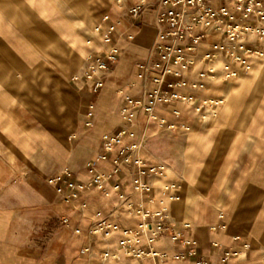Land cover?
Segmentation results:
<instances>
[{
    "label": "crops",
    "instance_id": "crops-1",
    "mask_svg": "<svg viewBox=\"0 0 264 264\" xmlns=\"http://www.w3.org/2000/svg\"><path fill=\"white\" fill-rule=\"evenodd\" d=\"M137 1H130L127 8L133 7ZM212 1L216 5L222 3V0ZM160 4L161 0H147L136 21L131 16L126 19L124 15L113 20L121 37L117 43L119 55L116 62L108 63V70L102 73V90L98 93L91 91L92 81L85 79V69L70 85L78 98L87 104V112L90 106L93 107L94 115L91 126L86 125L89 120L82 125L77 157L68 160L58 174L68 171L71 181L89 183L97 173L103 177L110 195L105 197L100 191L86 190L73 203L66 204L61 195L33 175L14 181L0 192V264H259L256 255L248 249L249 243L227 221L226 213L209 205L207 200L214 191L216 180L213 176L217 170L211 169V154L204 157L202 152L195 154L192 151L196 147L195 140L193 138L190 142L188 138L192 131L199 136L204 133V116L213 108L208 104L197 111L198 105L206 100L221 99L226 83L216 81L204 91H195L192 103L157 105L158 121L138 113L127 128V135L114 147V152L108 154L105 161L99 159L104 137L122 127L119 119L122 100L115 92L123 89L126 94H134L135 90L128 89L127 84L137 81V66L155 59L153 45L160 30L157 23ZM189 11L194 9L189 8ZM134 23L143 25L138 30ZM149 23L156 29L153 30L152 48L144 53L145 49H140L141 43H137V39L144 24ZM128 35L132 37L130 40L126 39ZM218 41V35L208 34L207 41L198 47L199 55ZM201 68L203 64L198 63L195 70ZM229 109L230 102H227L225 110ZM174 110L180 111V115L175 116ZM261 111L264 107L258 112ZM160 120L166 124H161ZM168 125H175V128L169 129ZM120 151H123L121 157L129 155V158L127 163L122 162L116 168L112 159ZM135 159L163 167V172L144 178L152 188L149 193L134 189L137 168L131 161ZM223 165L220 164V169ZM55 176L57 174L46 181ZM164 188L168 195L177 196L178 200L169 202L163 197ZM64 193H69L66 186ZM163 208L170 226L167 233L150 243V232H144L137 236L139 245L123 234L124 230L136 231L143 222L135 209L153 214ZM63 220L67 222L62 223ZM101 221L116 224L118 230L108 235L94 234ZM126 240L132 242L121 245ZM130 247L145 251L151 247L161 257L137 259L130 254ZM104 252L110 255L106 260L101 258ZM190 252L193 255L184 260L173 258ZM226 252H235L236 256L224 261Z\"/></svg>",
    "mask_w": 264,
    "mask_h": 264
},
{
    "label": "rangeland",
    "instance_id": "rangeland-1",
    "mask_svg": "<svg viewBox=\"0 0 264 264\" xmlns=\"http://www.w3.org/2000/svg\"><path fill=\"white\" fill-rule=\"evenodd\" d=\"M130 1L0 0V192L30 175L48 185L77 157L82 125L91 119L70 85L101 48L95 29L102 18L129 19ZM144 26L137 43L146 53L156 28ZM218 102L204 133L188 138L217 170L209 205L226 213L264 264V57L226 83Z\"/></svg>",
    "mask_w": 264,
    "mask_h": 264
},
{
    "label": "built area",
    "instance_id": "built-area-1",
    "mask_svg": "<svg viewBox=\"0 0 264 264\" xmlns=\"http://www.w3.org/2000/svg\"><path fill=\"white\" fill-rule=\"evenodd\" d=\"M121 2L122 0H118V3ZM146 4L147 0H138L133 7L128 9V13L134 19H138ZM189 8L194 11L190 12ZM157 23L160 30L153 45L155 59L150 63L143 62L137 66L139 70L137 81H130L127 84L128 89L135 90L134 94H126L123 89L117 90L116 93L122 100L119 109L122 127L118 128L115 133L104 137L100 160H107L108 154L114 152V147L119 145L121 139L127 135V128L133 123L138 113L144 114L150 120L158 121L155 114L157 105L192 103L195 100L193 94L195 91H204L210 83L216 81L229 83L251 70L253 58L264 57V0H222L219 5L214 4L212 0H161ZM95 33L99 37L101 48L88 57L84 77L87 81H92L91 91L98 93L104 85L102 73L108 70V63H115L118 58L117 43L121 37L114 21L108 15L102 18ZM210 33L218 35L219 41L211 43L208 50L199 55L198 47L207 41ZM131 38L129 35L126 36L127 40ZM198 63H202L203 68L195 70ZM169 78L171 80L167 81ZM220 103L218 100L203 101L198 105L197 111L203 109L205 105L209 104L214 108ZM173 114L178 116L180 111L174 110ZM93 115V107L90 106L87 116L92 119ZM160 123L166 124L164 120H160ZM86 125L91 126V121H88ZM167 127L174 129L175 125ZM182 128L188 130L185 126ZM122 154L123 151H120L112 159L116 168L122 162L127 163L128 161L129 155L121 157ZM131 162L137 168L133 180L134 189L149 193L152 188L144 178L150 174L163 172V167L154 166L151 163L147 165L139 159ZM89 167L92 168V163H89ZM70 178L71 173L65 171L62 175H57L47 181L48 185L62 196L66 204L73 203L79 194L86 190L100 191L105 197L110 195L104 186L103 177L97 173L89 183L71 181ZM64 186L69 190L68 194L64 193ZM162 196L169 202L178 200L177 196L168 195L166 188L163 189ZM135 213L142 217L143 222L138 225L136 231H123L124 235L134 240L133 242L132 240L123 241L121 245L124 246L130 242L139 245L137 236L144 232H150V243L168 232L170 226L166 222L165 208L153 214L143 213L138 209H135ZM66 222L67 220L62 221V223ZM117 230L116 224L101 221L97 223L93 233L108 235ZM130 254L137 259L144 257L160 259L161 257L151 247L148 251L142 248H132ZM190 255L193 253L178 254L173 258L184 260ZM233 256H236L235 252H226L223 259L226 261ZM109 257L108 252L101 255L103 260Z\"/></svg>",
    "mask_w": 264,
    "mask_h": 264
}]
</instances>
